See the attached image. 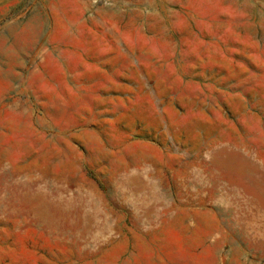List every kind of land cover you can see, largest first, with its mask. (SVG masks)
I'll use <instances>...</instances> for the list:
<instances>
[{
    "label": "rangeland",
    "instance_id": "374dc122",
    "mask_svg": "<svg viewBox=\"0 0 264 264\" xmlns=\"http://www.w3.org/2000/svg\"><path fill=\"white\" fill-rule=\"evenodd\" d=\"M0 264H264V0H0Z\"/></svg>",
    "mask_w": 264,
    "mask_h": 264
}]
</instances>
